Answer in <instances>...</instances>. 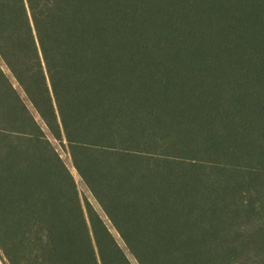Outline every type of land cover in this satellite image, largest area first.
I'll use <instances>...</instances> for the list:
<instances>
[{"label":"trees","instance_id":"obj_1","mask_svg":"<svg viewBox=\"0 0 264 264\" xmlns=\"http://www.w3.org/2000/svg\"><path fill=\"white\" fill-rule=\"evenodd\" d=\"M0 264H264V0H0Z\"/></svg>","mask_w":264,"mask_h":264},{"label":"rangeland","instance_id":"obj_2","mask_svg":"<svg viewBox=\"0 0 264 264\" xmlns=\"http://www.w3.org/2000/svg\"><path fill=\"white\" fill-rule=\"evenodd\" d=\"M63 159L65 160V162L70 166V170L72 172V174L74 175L77 185H78V189L80 191V194L82 196V198L86 197L93 205L96 209H98L96 203L94 202V200L92 199L91 195L88 193V191L85 189V187L83 186V184L80 182V179L78 178L75 170L71 167L70 162L68 161V158L62 154Z\"/></svg>","mask_w":264,"mask_h":264}]
</instances>
